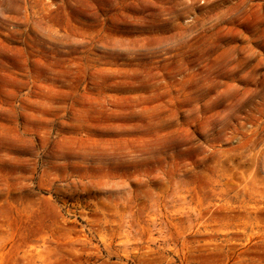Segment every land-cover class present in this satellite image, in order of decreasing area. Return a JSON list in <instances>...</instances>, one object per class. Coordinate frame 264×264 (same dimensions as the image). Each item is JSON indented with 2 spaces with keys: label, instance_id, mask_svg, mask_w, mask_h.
<instances>
[{
  "label": "rangeland",
  "instance_id": "obj_1",
  "mask_svg": "<svg viewBox=\"0 0 264 264\" xmlns=\"http://www.w3.org/2000/svg\"><path fill=\"white\" fill-rule=\"evenodd\" d=\"M0 264H264V0H0Z\"/></svg>",
  "mask_w": 264,
  "mask_h": 264
}]
</instances>
